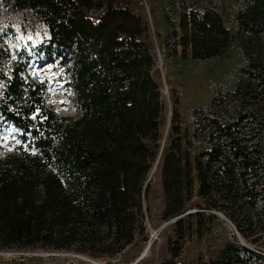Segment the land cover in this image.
<instances>
[{"label":"trees","instance_id":"obj_1","mask_svg":"<svg viewBox=\"0 0 264 264\" xmlns=\"http://www.w3.org/2000/svg\"><path fill=\"white\" fill-rule=\"evenodd\" d=\"M1 1L34 13L46 27L43 51L58 55L75 114L60 115L46 103V84L27 74L26 55L16 53L7 65L10 55L0 34V127L8 124L16 133L11 150L0 148V248L68 250L91 258L120 254L136 241L164 109L147 25L131 0ZM179 9L173 36L182 59L220 56L237 39L246 64L229 102L216 98L223 110L207 117L208 147L192 160L173 109L171 139L160 156L161 217L182 214L198 190V211L185 217L201 221L220 213L241 238L260 247L264 0H246L235 15L236 33L214 4L191 0ZM183 222L175 221L177 239L169 241L170 256L158 264H181L176 258ZM259 247L227 242L216 259L202 264H264Z\"/></svg>","mask_w":264,"mask_h":264},{"label":"rangeland","instance_id":"obj_2","mask_svg":"<svg viewBox=\"0 0 264 264\" xmlns=\"http://www.w3.org/2000/svg\"><path fill=\"white\" fill-rule=\"evenodd\" d=\"M184 1L191 0H131L132 6L147 25V42L155 60L153 75L159 83L164 106L160 119L157 157L147 177L148 189L143 197V216L139 220L136 241L115 256L92 258L94 263L78 256L67 255L66 253L73 252L68 250L4 247L0 248V264H52L71 260L87 261L91 264H158L170 256L169 241L177 239L173 231L174 224L182 217L185 236L179 239L181 250L176 258L181 264L209 263L216 259L227 242H238L251 248L259 247L241 238L220 213L214 214L211 219L204 218L201 221H196L194 217H185L198 211L195 204L200 202V199L196 193L188 202L190 207L182 214L169 220L161 217L164 193L160 156L166 152L171 139L173 109L175 108L179 114L180 135L192 160L198 151L208 147L204 128L207 117L223 110L217 108L216 98L223 97L224 103L229 102L238 76L242 74L246 64L237 39L225 53L214 58L197 60L180 57V46L176 43L178 37L173 36V29L178 22L179 7ZM199 1L214 4L224 15L227 26L236 33L235 15L244 7L246 0ZM0 34L1 46L10 55L7 65L14 60L16 53L26 55L27 74L46 84V103L60 115H74L73 93L68 85V75L57 54L52 52L49 56L47 51H43V45L49 35L38 17L30 11L12 9L10 5L0 0ZM228 92L230 93L226 94ZM236 106L237 103L232 102L229 111L234 113ZM15 134L8 124L0 127L2 151L11 150L12 144L15 143ZM197 186L194 176L193 187ZM151 233L156 237H151ZM149 240L151 242L147 253L137 261ZM259 248L264 252V239Z\"/></svg>","mask_w":264,"mask_h":264},{"label":"water","instance_id":"obj_3","mask_svg":"<svg viewBox=\"0 0 264 264\" xmlns=\"http://www.w3.org/2000/svg\"><path fill=\"white\" fill-rule=\"evenodd\" d=\"M151 173H152V170H151ZM148 179L149 178H147V181H148ZM147 181H146V183H147ZM146 183H145V185H146ZM196 195L198 194V190H196ZM147 248H148V245H146L145 246V248L143 249V251H142V253L138 256V258H140V257H142L143 255H145V253H146V251H147ZM67 255H73V256H78V257H81V258H84V259H87V260H91L92 262H95L94 261V259H92V258H90V257H88V256H85V255H83V254H78V253H66ZM137 258V259H138Z\"/></svg>","mask_w":264,"mask_h":264},{"label":"bare ground","instance_id":"obj_4","mask_svg":"<svg viewBox=\"0 0 264 264\" xmlns=\"http://www.w3.org/2000/svg\"><path fill=\"white\" fill-rule=\"evenodd\" d=\"M150 242H151V241L149 240L148 243H147L148 248H149V246H150ZM148 248H147V251H148ZM147 251H146V253H147ZM146 253H145V254H146ZM143 256H144V255H143ZM143 256H142V257H143ZM137 258H138V257H137ZM140 258H141V257H140ZM140 258H138V259H140ZM138 259H136V260H138Z\"/></svg>","mask_w":264,"mask_h":264},{"label":"built area","instance_id":"obj_5","mask_svg":"<svg viewBox=\"0 0 264 264\" xmlns=\"http://www.w3.org/2000/svg\"><path fill=\"white\" fill-rule=\"evenodd\" d=\"M151 237H154L155 238L156 236L153 233H151Z\"/></svg>","mask_w":264,"mask_h":264}]
</instances>
